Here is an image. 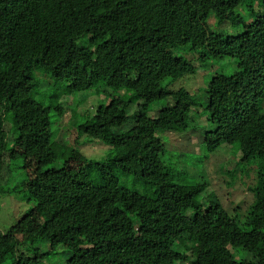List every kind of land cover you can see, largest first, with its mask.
<instances>
[{
    "label": "trees",
    "instance_id": "16d2710c",
    "mask_svg": "<svg viewBox=\"0 0 264 264\" xmlns=\"http://www.w3.org/2000/svg\"><path fill=\"white\" fill-rule=\"evenodd\" d=\"M195 63L230 71L206 75L201 96L175 89ZM102 88L108 102L76 123ZM66 110L74 144L56 140ZM95 145L99 160L85 156ZM216 154L227 186L254 174L246 216L215 194ZM6 157L26 172L7 193L37 210L0 231V264H42L58 246L59 264H264V0H0V193Z\"/></svg>",
    "mask_w": 264,
    "mask_h": 264
},
{
    "label": "rangeland",
    "instance_id": "374dc122",
    "mask_svg": "<svg viewBox=\"0 0 264 264\" xmlns=\"http://www.w3.org/2000/svg\"><path fill=\"white\" fill-rule=\"evenodd\" d=\"M249 12H241V16L245 19H249ZM207 23H209V26L212 29H215L219 32L223 33H234L236 29L232 28L229 23H224L221 25L217 24L216 18L211 14L208 17ZM198 67L197 74L192 78H185L183 80H180L175 83L173 86L175 89L183 87L186 90H188L192 95L195 96H201L200 90L203 88V81L205 80L206 75L213 74L215 72H221L224 73L229 72L230 70L228 68L221 69V66H211L207 68H201L200 64L195 63ZM111 91L107 88H102L99 95H92L88 96L86 101L82 104V107L79 109V114L77 115V119L75 120L76 123H82L83 118L82 115L84 112H88L89 110H93L96 105L99 104H105L108 102V99L111 95ZM82 94L73 95L72 99L74 101L73 106L77 105L78 100L81 99ZM163 103H153L150 107V112L155 115V111L158 109L159 105H162ZM71 118V111L66 110L61 116V127L59 128L58 134L56 136V140L61 143H75V139H70L69 134L71 132V129L69 128L68 122ZM55 119H53V125L52 129H55L56 123ZM10 124V122H9ZM11 125V124H10ZM202 128L205 127V124L201 125ZM12 127V125H11ZM10 136H8L7 140V152L9 153V150L12 149V143H13V136L14 133L11 130ZM166 140V146L168 150L171 152H175V141L173 139ZM79 147V146H78ZM82 150V147H79ZM89 148V146H88ZM106 148V147H105ZM99 150L103 151L101 149L100 145L92 146L90 150H87V153L85 156H87L90 159L99 160L103 156V152H100ZM227 156H224L222 154H216L213 155L212 158L209 160H204V164H206V167L212 172V182L219 187L221 192H219L218 189H215V194L218 197L219 200H222L223 206L225 209H227L230 213H238L240 216L247 215V212L249 210V207L251 206L253 202V196L248 191V188L251 187L253 180V175L251 172H248V176L246 178H241L238 176L236 181L232 186H227L225 183L228 182L230 179L225 176L224 173L219 169V162L221 159H226ZM175 161L174 159H172ZM188 164V163H187ZM175 164L174 167H178ZM26 172L22 167V161L20 159H12L10 160L8 157L4 158V170L2 173L1 178V187L2 190L6 193H0V231L5 232L11 228H16L23 222H25L27 219H32L33 214L36 215V206L32 200H28V196L20 191H15L11 193H7L12 188L18 187L19 183L25 178ZM175 182L181 183L182 180H180L178 177L174 178ZM228 192L230 194H228ZM162 202L171 207L172 209L178 210L180 207V204L177 200L162 196L161 197ZM32 213V214H31ZM47 213V212H46ZM45 212L42 213V215L46 214ZM44 219V218H43ZM43 221V220H42ZM49 249L50 245L48 244ZM47 246L44 247V245L41 247L42 250H46ZM21 252L26 253L25 247H21ZM52 251L56 253L54 256H46L45 261H42V264H59L65 260L64 255L62 254L63 249L58 246L55 248H52ZM49 258V259H47ZM11 261V258H7L6 262L8 263Z\"/></svg>",
    "mask_w": 264,
    "mask_h": 264
}]
</instances>
